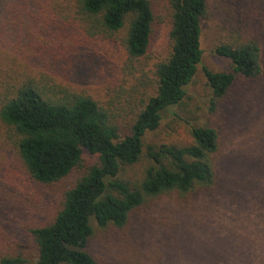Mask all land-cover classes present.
<instances>
[{
    "label": "trees",
    "instance_id": "1",
    "mask_svg": "<svg viewBox=\"0 0 264 264\" xmlns=\"http://www.w3.org/2000/svg\"><path fill=\"white\" fill-rule=\"evenodd\" d=\"M241 5L169 0L167 52L149 75L152 0H0V161L16 163L26 185L53 186L75 175L52 219L26 226L25 246L6 229L23 200L0 167V264H99L88 249L95 227L125 230L143 211L164 210L167 195L176 197L171 212H212L209 197L222 178L219 129L194 123L187 144H154L147 135L184 103L199 66L212 114L240 80L264 74V0H249V11ZM210 21L214 53L228 62L219 71L203 65ZM111 51L123 60L110 61ZM98 58L106 64L98 66ZM89 68L103 70L96 82L108 83L103 97L91 88L96 72ZM247 246L224 262H264L252 250L264 248V239ZM205 256L199 264L217 260Z\"/></svg>",
    "mask_w": 264,
    "mask_h": 264
},
{
    "label": "rangeland",
    "instance_id": "2",
    "mask_svg": "<svg viewBox=\"0 0 264 264\" xmlns=\"http://www.w3.org/2000/svg\"><path fill=\"white\" fill-rule=\"evenodd\" d=\"M239 1L241 7L249 11V0ZM168 7L169 0H152L157 20L147 58L149 75L153 65L167 52L169 24L165 14L169 13ZM211 23L204 29L203 65L219 71L228 62L214 53L215 37L209 28ZM121 53L111 51L110 61H122ZM117 55L118 59H115ZM105 64L106 61L98 58V66ZM111 65V62L107 63V67ZM89 71L96 72L90 78L96 80L92 82V90L103 97L108 83H96L103 70L89 68ZM210 97L203 68L199 66L197 75L188 86L184 103L170 108L164 114L160 128L149 133L147 140L159 145L187 144L192 140L190 126L194 123L208 121L219 129L222 148L218 157L222 178L217 190L209 197L212 212L180 209L171 212L176 197L167 195L163 199L164 210L151 214L143 211L125 230L112 226L101 229L95 225L88 249L99 264H197L206 258L205 254L213 253L217 260L206 264H226V256H239L249 251L247 245L251 240L264 239V74L254 81L240 80L231 97L214 114L209 111ZM92 160L88 156L86 162ZM0 162L6 165L0 167L7 174V181L14 188L16 186L18 196L23 200L22 207H17L19 217L13 220L10 213L11 224L6 229L17 233L15 243L27 246L31 238L26 226L44 224L52 219L68 182L73 181L75 175L53 186L36 182L26 185L29 180L12 165L16 163L6 157H1ZM16 174L18 178L14 181ZM12 194L15 199L14 189ZM252 250L254 255L263 253L264 258L262 246H253ZM27 264L37 262L31 260Z\"/></svg>",
    "mask_w": 264,
    "mask_h": 264
}]
</instances>
